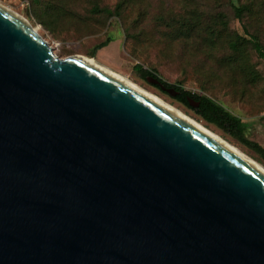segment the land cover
I'll return each instance as SVG.
<instances>
[{
  "label": "water",
  "instance_id": "water-1",
  "mask_svg": "<svg viewBox=\"0 0 264 264\" xmlns=\"http://www.w3.org/2000/svg\"><path fill=\"white\" fill-rule=\"evenodd\" d=\"M0 264H264V172L0 4Z\"/></svg>",
  "mask_w": 264,
  "mask_h": 264
},
{
  "label": "rangeland",
  "instance_id": "rangeland-1",
  "mask_svg": "<svg viewBox=\"0 0 264 264\" xmlns=\"http://www.w3.org/2000/svg\"><path fill=\"white\" fill-rule=\"evenodd\" d=\"M64 3L67 11L58 19L44 12V0H0L27 20L57 56L93 58L264 165L236 136L207 123L134 70L140 64L168 83L212 98L248 122L244 138L264 149V56L251 43L256 39L264 51V0H98L100 7L117 12L111 15L91 10L93 0ZM107 37L111 41L92 55Z\"/></svg>",
  "mask_w": 264,
  "mask_h": 264
},
{
  "label": "trees",
  "instance_id": "trees-1",
  "mask_svg": "<svg viewBox=\"0 0 264 264\" xmlns=\"http://www.w3.org/2000/svg\"><path fill=\"white\" fill-rule=\"evenodd\" d=\"M94 6L91 8L95 13L104 12L108 15L113 13H117L116 11L110 10L109 8L100 7L98 4V0H93ZM44 12L46 14L55 15V18H62L63 13L67 11L64 0H44ZM238 13H241V10L237 9ZM111 38L107 37L103 42L96 44L91 54L95 55L96 51L105 47ZM252 47L256 50V52L263 57L264 51L261 44L256 40H252ZM232 46L235 47L236 43H232ZM134 70L142 77L145 78L147 76L158 77L153 69H145L140 64L134 65ZM164 85L175 89L178 93L174 96L178 102L184 104L188 108L192 109L196 115L202 118L207 123H211L216 127L224 130L225 132H229L232 135L236 136L244 145L252 148L257 154L260 156L262 161H264V149L259 146L255 142H251L244 138V131L248 128L249 123L242 121L238 116H235L231 112H229L223 105L219 104L212 98L203 95L197 94L190 90L184 89L180 84H171L160 77H158ZM157 87V86H156ZM187 98H191L194 101L198 102L197 106H189Z\"/></svg>",
  "mask_w": 264,
  "mask_h": 264
},
{
  "label": "bare ground",
  "instance_id": "bare-ground-1",
  "mask_svg": "<svg viewBox=\"0 0 264 264\" xmlns=\"http://www.w3.org/2000/svg\"><path fill=\"white\" fill-rule=\"evenodd\" d=\"M32 28V27H31ZM33 29V28H32ZM34 30V29H33ZM35 31V30H34ZM36 32V31H35ZM81 58L86 59L87 61H89L90 63H92L93 65H95L96 67H98L100 70H103L104 72L113 75L133 86H135L136 88H138L139 90H141L143 93H145L146 95L150 96L151 98L155 99L156 101H158L159 103L163 104L164 106H166L167 108L171 109L172 111H174L175 113L179 114L180 116L184 117L185 119H187L188 121L192 122L193 124H195L196 126H198L199 128H201L202 130H204L206 133H208L209 135H211L213 138H215L216 140H218L219 142H221L223 145H225L226 147H228L229 149H231L232 151H234L235 153H237L238 155H240L241 157H243L245 160H247L248 162H250L251 164H253L254 166H256L257 168H259L260 170H262L264 172V165H262L261 163H259L258 161H256L255 159L251 158L250 156H248L246 153H244L242 150H240L238 147H236L235 145L231 144L230 142L224 140L221 136H219L218 134L214 133L213 131L209 130L208 128H206L202 123H200L199 121L195 120L194 118L190 117L189 115H187L186 113H184L183 111H181L179 108H177L176 106H174L173 104L163 100L162 98H160L159 96L155 95L154 93L142 88L141 86H139L138 84H136L135 82L122 77L120 75H118L117 73L111 71L110 69L98 64L93 58H89L86 56H81Z\"/></svg>",
  "mask_w": 264,
  "mask_h": 264
}]
</instances>
